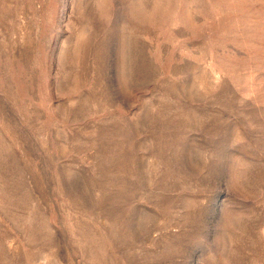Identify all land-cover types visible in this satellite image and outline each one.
<instances>
[{
    "label": "rangeland",
    "instance_id": "1",
    "mask_svg": "<svg viewBox=\"0 0 264 264\" xmlns=\"http://www.w3.org/2000/svg\"><path fill=\"white\" fill-rule=\"evenodd\" d=\"M0 264H264V0H0Z\"/></svg>",
    "mask_w": 264,
    "mask_h": 264
}]
</instances>
